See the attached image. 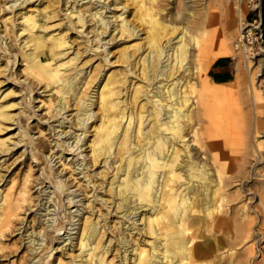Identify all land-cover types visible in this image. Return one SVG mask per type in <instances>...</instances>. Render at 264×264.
Here are the masks:
<instances>
[{"label":"bare ground","instance_id":"bare-ground-1","mask_svg":"<svg viewBox=\"0 0 264 264\" xmlns=\"http://www.w3.org/2000/svg\"><path fill=\"white\" fill-rule=\"evenodd\" d=\"M7 1L3 2V6L0 5L2 10L6 9L4 5ZM26 1L28 0H20L19 4ZM34 1L36 0L28 3ZM52 1L47 0L48 3ZM103 1L99 8L91 0H88L90 6L85 8L76 6L77 0L71 6L62 7V10L70 8L65 14L75 19V27V24L83 27L88 20H94L91 24L94 37L91 40L97 42L88 45L87 50L92 49L98 54L99 61L92 68L95 72L90 73L89 70L87 74L78 76L83 68L81 66L75 69L70 66L73 57L57 61L58 56L64 54L61 53L62 49L68 46L67 36L65 33L45 34L37 30L50 27L47 25L50 20L47 7L49 4L21 13L20 28L27 32L25 45L20 44L18 48L24 60L21 71L25 72V79L30 76L43 82L45 87L53 89L51 94L54 92V95H59L55 101L51 94L48 98L51 114H60L61 110L66 109L76 99L72 120L78 127L76 129L81 131L73 134L74 144L57 137V145L66 143V149L74 146L76 149L89 141L88 153L83 155L80 163L82 170L85 169L83 177L86 178V184L90 179L89 183L91 180L93 184L97 183L95 187L107 186L110 192L109 203L113 202L114 211L122 212L125 218L142 207H147L146 211L138 212L142 226L134 224L129 234L121 235L118 239L116 237L112 242L116 236L113 232L114 237H110L106 243V238L103 239L109 226L101 224L102 218L94 219L93 199L90 197L98 199L100 196L93 189L90 196L85 197L91 207L88 208L87 205L89 215L82 220L81 231H78V253L69 260H63L61 255H54L51 259L54 239L53 235L47 236L57 231L56 235L60 234L61 238L65 233V230L60 232L65 228L64 223L59 220L49 232L46 228L50 224L46 223L50 218L40 219V215L36 217V211H33L36 218H32L35 224L27 226L24 216L18 220L21 208L24 207L22 212L25 213L37 203L34 201L37 197H32L28 190L45 181L39 176H33L34 166L27 163L28 167L22 176L11 175L0 188V257L9 253V247L5 243L7 235L19 230L18 243L25 248L22 258L17 260L20 264H203L204 256L223 248L225 243H209L213 237L208 240L207 237L200 238L197 243L198 240L195 242L196 237L190 231L193 225L207 226L227 220L226 216L221 218L222 208L226 205V196L221 191L225 184L224 172L236 168L238 163L240 168L244 167L249 159L255 164L264 163V65L253 67L250 60L244 68L238 65L236 80L229 92L221 89L220 81L213 80L205 73L211 61L209 45L215 37L220 38L222 35L219 30V17L232 23L228 21L230 13L227 12L223 0L219 1V14L211 7L203 12L199 20L198 34L202 37L199 41L192 30L195 23L190 18V11L183 17L186 26H181L180 29L160 12L166 8L165 13L170 12L176 18L177 15L171 13L173 9L167 6V0H110L106 4ZM118 3L123 4L119 7ZM109 4H114V9L110 10L111 15L105 16L102 12ZM125 12L128 14L124 15ZM89 15L90 18L87 19ZM128 15L140 21V25L144 27V36L141 37L139 32L142 27L128 18ZM4 20L11 22L9 29L5 30L16 33L12 28L15 20H12L11 15H6ZM110 26L111 30H117L119 38L122 36L123 42L139 35L137 38L140 39L122 47L118 56L121 67L110 71L99 81V74L105 64L112 63H105L110 62V50L102 46L113 38L103 43L101 41ZM14 36L17 37V33ZM99 47L101 48L98 49ZM191 47H194L193 51L197 50L196 54L191 51ZM221 53L225 54L227 51L220 50L217 54ZM137 68L139 82L132 80L128 83L130 78L137 76ZM98 82L96 99L93 100L91 90ZM90 85L92 86L88 90ZM82 88L85 93L80 96ZM32 90V87L28 88L27 94ZM28 98L25 96V101H33V98ZM93 104L97 106L94 112L91 111ZM9 106L11 105L0 101V130L4 128L5 120L12 117L8 111ZM91 118V124L94 121L97 123L91 129L92 137L85 140V135L82 134L87 133L91 126L85 122ZM50 129L54 130L53 127ZM31 131L32 129L25 130L29 143L34 140L30 135ZM62 131L55 134L60 136ZM83 140L84 143H81ZM7 147L6 138H0V152L7 151ZM51 149L52 146L44 145L41 138L30 149L33 151L32 161H36L43 153L51 172L45 171L42 174L44 178H53L55 182L52 183L56 188L53 191L55 195L53 196L52 191L51 195L48 193L44 203L51 197L62 200V192L67 191L65 198L69 204L75 201V195L68 190L73 184L62 180L53 169L51 159L54 153ZM48 150L50 158L45 155ZM86 155L89 158L83 162ZM61 158L62 156L59 159ZM95 164L103 167L100 174L99 171H93V168L89 169L90 165ZM69 165L73 175L77 170L76 165L79 164L70 160ZM109 167H112L111 173L106 178ZM82 170L76 174L84 173ZM97 174L100 175L99 180L98 177L94 179ZM1 178L3 177L0 175V180ZM77 179L79 182L80 179ZM99 200L106 203V199ZM40 201L41 198L38 202L41 204ZM49 205L50 203L43 208L46 210L45 215L49 213ZM78 209L77 206L75 210ZM68 211L70 212L67 216L73 218L69 208ZM112 211L113 208L110 212ZM38 223L42 235L37 236L40 231L28 233L29 228L33 227L35 230ZM122 225L120 222V227ZM132 229L136 230L134 234ZM143 233L152 235V239L149 242L141 239L140 234ZM135 234H138L137 237ZM241 235V239L248 238L251 235L249 227H244ZM115 241L117 248L113 246ZM59 248L64 251L66 246ZM112 249L118 252L109 259L106 254H110ZM250 249L247 248L248 252Z\"/></svg>","mask_w":264,"mask_h":264},{"label":"rangeland","instance_id":"rangeland-1","mask_svg":"<svg viewBox=\"0 0 264 264\" xmlns=\"http://www.w3.org/2000/svg\"><path fill=\"white\" fill-rule=\"evenodd\" d=\"M4 1L7 0H0V5L3 6ZM29 1L32 0H28L19 4L20 0H8L4 5L6 9L2 10L3 7H0V101L3 102V104L11 105L8 107V111L12 115L10 119L5 120L3 123L4 128L0 130V138H6V143L8 145L7 151L0 152V175L3 177L0 180V188L10 179L11 175L13 176L16 174L17 177L20 175L22 176L26 172L25 169L28 167V165L31 164L34 166L32 167V169L34 168L33 176H39L41 179H45V181L41 184H36L34 187L28 190L31 196H36L38 200H34L37 202L36 205H34L30 210H26L25 213L22 212L24 207L21 208L19 210L18 220H20L21 216H24V219H27V226H30L32 223L35 224V221H33L32 218H36L38 215H40V219L49 217L50 220L46 223L50 224L46 228V230L48 229L47 231L49 232L53 230L54 225H56L57 222L61 220L65 225V228L60 230V232L65 230V233L61 235L62 237L59 238L60 234L56 235L57 231L51 232V234L47 236L50 237L53 235L52 239H54V250L50 258L53 259L54 255H61L63 260H69L79 251L77 244L78 231H81L82 220L89 215L88 208L91 207L90 204H87L88 200H85V197L86 195L89 197L93 189H95L94 191L97 192L98 196H100L98 199L90 197V199H93L92 207L94 209V219L97 217L102 218L101 224H104L106 227L109 226L103 239L105 240L106 238V243H108L110 237H114L113 232L116 233V236L112 239V242L116 237L118 239L121 235L129 234L131 231L130 228H132L134 224L135 226L141 227L142 224L141 220L138 219V212H144L148 208L142 207L141 209L137 210L135 214L131 213L126 218L125 215H122V212L117 213V210L114 211L115 205H113V202L110 204L108 201L110 200V192L107 186L103 185V187L100 188L98 185L95 187L97 183L93 184V180H91V183H89L90 179L87 180L86 184V178L83 177V174H85V169L82 170V165H80V163L83 155L88 153L89 148L87 143H89V141L76 149H74L75 146L71 149H66V143L61 146L57 145L59 143L57 137L62 139V141L65 140V142H72V144H74L73 134L75 132L80 133L81 131L80 129H76L78 127L75 126L74 121L72 120V116L75 113L74 108L76 106V99L74 102L73 99L72 104H69L66 109L61 110L60 114H51L49 106L50 102L48 98L53 89H51L49 86L45 87L43 82H39L30 76H27V79H25L26 74L24 71H21L24 68V60L18 51L20 44L25 45L24 41L27 33L26 31H22V28H20L21 24L19 22L22 21L21 13L28 12L27 10H33L49 4L47 7H49L48 15L50 20L47 22V25L50 27L46 30H43L42 28L37 30H39L40 33L45 34L57 32L65 33L68 39V46L62 49L61 53L64 54L59 55L57 61H65L73 57L71 59L72 64L70 66H73L75 69L81 66L83 68L78 76L87 74L89 70H91L90 73L95 72L92 70V68L99 61L98 54L94 50H87V48H89L88 45H93L97 42L95 40H91L94 37V32L92 29L93 25L91 26L94 20H88L86 23H84L83 27H81L79 24H75L77 25L76 27L74 26L73 22L75 19L68 17L65 14L69 12L70 8L68 10H62V7L64 8L69 5L71 6L76 0H53L51 3H48L47 0H41L39 3L38 0L28 3ZM77 1L78 2L75 5L80 8L88 7L91 4L88 2V0ZM91 1L97 4L96 8H99L102 4V0ZM219 1L220 0H192L191 2V0H167V6L173 9V12L171 13L177 15L176 18H174L173 15H170V12L168 13L169 15L165 13L167 10L166 8L165 10L163 9L164 11L160 12H162L163 15H166L168 19L173 21L178 29H180L181 26H186V23L183 21V17L187 12L190 11V18L194 20L195 23V25L192 26V30L195 34V37L199 41V39L202 38L200 37V34H198V29L200 27L199 20L203 12H207L209 7L215 9L217 14H219L221 10V3ZM103 2L106 4L110 2V0H104ZM223 2L224 5L226 4L225 7L227 12L230 13L228 16V21L230 20L232 23H228L223 20L222 17H219L218 24L222 35L220 38H217L218 36L215 37L213 42H211L209 45V57L211 58V61L207 66L209 67L210 63L219 55H228L234 61V79L227 82L220 81L221 89L229 92L233 89V83L236 80V70L238 65L244 68L246 67L248 60H250V64L253 67L257 66L258 64L264 65V38H261L260 35V8L262 0H223ZM122 4L123 3H118L117 5L120 7ZM113 5L114 4H109V7H105V11L102 13H104L105 16L111 15L112 12H110V10L114 9ZM22 6L23 8H20ZM59 7L61 8L59 9ZM91 11L93 12L94 10ZM7 12L9 13L6 14ZM127 14L128 12L124 13V15ZM6 15H11L12 20H15V25L12 26V28L17 33V37L14 36L16 33H12L11 30L9 32L8 30H5L9 29L11 23L9 21L7 23L4 20ZM127 17L131 18L139 27H142V32H139L141 33V37L144 36V27L142 24L140 25V21L131 15H128ZM89 18L90 15L87 17V19ZM110 24H112V22H110ZM7 25L9 26L7 27ZM78 29H82V31H79ZM4 33L6 34L4 35ZM170 35L173 36L174 33H170ZM102 37V43L113 38L102 46V48L105 47L106 49L110 50V53L108 54V59H110V62L105 63H112L109 65L105 64L103 70L99 74V81L102 80V78H105L106 74H108L110 71L118 70L121 67L122 63L120 62L118 56L122 51V47L140 39L136 37L134 39H129L127 42H123L121 39L122 36L119 38V33H117L116 29L111 30V26L108 27L107 32H105ZM100 48L101 47L98 49ZM193 50L194 47H191V51ZM220 50L227 51V53L217 54ZM75 52L77 53L76 55ZM196 52L197 50L193 51L194 54H196ZM208 67H206L205 73H207ZM137 78L140 79L138 68L137 76L130 78L128 83H131L132 80H137L136 83L139 82ZM254 83L255 85L257 84L255 80ZM98 85L99 82L95 84L91 90V94H93V98L91 99L93 100L96 99ZM91 86L92 85L88 87V90ZM30 87H32L33 90L27 94L28 88ZM83 88L81 92H79L80 96L84 95L83 93H85ZM51 95L53 96V101L58 99V94L54 95L53 92ZM25 96L27 99H29L28 96L31 99L33 98L34 102L25 101ZM32 104H34L33 108L31 107ZM96 110L97 106L96 104H93L91 111L94 112ZM31 114L33 115L29 117ZM91 120L92 118L86 121V125L91 124ZM94 123L96 124L97 121H94L93 124L88 127L89 131H87V133L82 134L85 135V140L87 137H92L90 136V133ZM20 125L22 127L18 128ZM50 127H53L54 130H51ZM29 129H32L30 132V135H32V138L34 139L32 143L28 142L27 135L25 133V130ZM61 131L62 133L60 136L55 134ZM38 138H41L44 145H49V147L52 146L50 151L54 153V155L52 154L53 158L51 160L53 161H51V164H53V169L58 173L59 176H61L62 180L67 181L69 184H73L68 190L72 192V195H75L73 198V200H75L74 202L72 201L68 204L67 199L65 198L67 191H64L61 194L62 200H59L58 197L54 199L51 197L46 203H44L47 199L46 196L48 193L51 195L52 191L53 196L55 195L53 191H55L56 188L53 187V184L55 183L53 182L54 179L52 178L49 180L48 178H44L42 174L45 171L51 172L49 165L46 164L45 157H43V153L38 159H36V161H32L33 151L30 149ZM85 140H83L81 143H84ZM50 151L48 150L45 152V155H48L49 158ZM78 151L80 152L79 154L77 153ZM60 156H62L61 159H59ZM88 156L89 155L85 156L83 162L88 160ZM70 160L79 164L76 165L77 170L74 171L73 175L71 174V169L69 167ZM27 163L28 165L26 166ZM37 168L38 171L36 172ZM91 168L94 169L93 171H99V174L100 170H103V167L100 165L98 166L97 164L92 166L90 165L89 169ZM108 169L109 171L106 178L110 176L112 167H109ZM79 170H82L84 173L76 174V172ZM99 174H97L94 179L98 177L99 180ZM262 175H264V163L255 164L253 161L251 162L250 159L248 162H246L244 167L240 168L238 163L236 164V168H233L229 172H224V176H226L225 184L221 191H223V194L226 196V205L222 208L221 218L226 216L227 220L224 223H215L207 226L203 224L193 225L192 230L190 231L196 237L195 242L198 240L197 243H199L200 238L206 237L207 240L210 237H213V240L209 242L211 244L215 241L225 243L223 248L216 250L214 249L215 251L212 254H207L208 256H204L203 264H264V203H262V197H264V180L261 179ZM77 178L80 179L79 182H77ZM90 187L92 189H90ZM40 189L41 192H39ZM57 191L59 190L57 189ZM86 191L87 194H85ZM38 193H41V195ZM40 198L41 204L38 203ZM99 198L104 200L106 199V203H103L101 200H99ZM32 201L33 200H31L30 204H32ZM49 203V213L45 215L46 210L43 208L48 206ZM77 206L79 209L75 210ZM68 208L71 210V216H74L73 218L67 216L68 212H70L68 211ZM112 208L113 211L110 212ZM33 211H36V217L33 216ZM120 222L123 223L121 227ZM37 225L38 226L34 227L35 230L33 227H30L28 233L29 231H40L37 236H41L42 232L40 230L39 223ZM244 227H249L251 235L248 238L241 239V231ZM20 231H22L23 235L25 234L23 228H21ZM132 231L134 234L136 230L132 229ZM17 232H19V230L7 235L5 243L9 247V253L0 257V264L21 263L17 260L22 258L25 248L23 247V244L19 245V234H17ZM67 232L68 234H66ZM137 235L138 234H135L134 236L137 237ZM140 235L141 239L146 240V242H149L153 237L152 235L145 233ZM63 239L64 241H62ZM27 245L28 243L26 246ZM63 245L66 246L64 251L60 250L59 248ZM113 246H115V248L118 247L116 245V241L114 242ZM213 246L214 244L212 247ZM248 247L251 248L249 252L247 250ZM117 252L118 251L116 249H112L111 253L106 254V256L110 259L112 255L114 253L117 254ZM85 256L87 257V255ZM116 259H118V255Z\"/></svg>","mask_w":264,"mask_h":264},{"label":"crops","instance_id":"crops-1","mask_svg":"<svg viewBox=\"0 0 264 264\" xmlns=\"http://www.w3.org/2000/svg\"><path fill=\"white\" fill-rule=\"evenodd\" d=\"M209 67L207 74L215 81L227 82L235 77L234 61L228 55L217 56L210 63Z\"/></svg>","mask_w":264,"mask_h":264},{"label":"trees","instance_id":"trees-1","mask_svg":"<svg viewBox=\"0 0 264 264\" xmlns=\"http://www.w3.org/2000/svg\"><path fill=\"white\" fill-rule=\"evenodd\" d=\"M261 18H260V28L262 37H264V0H262L261 8H260Z\"/></svg>","mask_w":264,"mask_h":264},{"label":"built area","instance_id":"built-area-1","mask_svg":"<svg viewBox=\"0 0 264 264\" xmlns=\"http://www.w3.org/2000/svg\"><path fill=\"white\" fill-rule=\"evenodd\" d=\"M260 18H261V16H260ZM260 35H261V38H264V37H262L261 28H260ZM261 179L264 180V175H262V178Z\"/></svg>","mask_w":264,"mask_h":264}]
</instances>
